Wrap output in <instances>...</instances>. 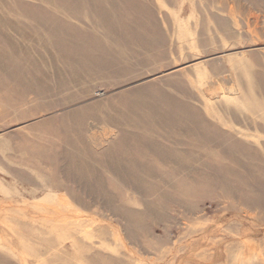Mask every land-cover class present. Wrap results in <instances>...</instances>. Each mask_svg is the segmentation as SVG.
Here are the masks:
<instances>
[{
    "label": "rangeland",
    "instance_id": "rangeland-1",
    "mask_svg": "<svg viewBox=\"0 0 264 264\" xmlns=\"http://www.w3.org/2000/svg\"><path fill=\"white\" fill-rule=\"evenodd\" d=\"M0 264H264V0H0Z\"/></svg>",
    "mask_w": 264,
    "mask_h": 264
},
{
    "label": "bare ground",
    "instance_id": "bare-ground-1",
    "mask_svg": "<svg viewBox=\"0 0 264 264\" xmlns=\"http://www.w3.org/2000/svg\"><path fill=\"white\" fill-rule=\"evenodd\" d=\"M147 102L151 105L150 106L151 108L146 110V112L142 115L144 117L145 122L143 123L144 125L141 124V125H139L140 127H138V128H141V131H144V132L150 131L152 133L158 134V132L154 130V128H156L158 126L161 130H163L167 134V136H168L167 138L175 137L176 139H173V141L176 140L175 146H176V142L179 143V145L184 147V150H186V151H182V153L185 156H187L189 159L191 157V160H190L191 163H188L187 161H186V163H182V165L180 163L181 167H185V164L190 165V164H193L194 162H196L198 155H201L203 153V152L199 151L200 149H198V148H203V147L206 148L207 147L208 150L206 152V156L205 155L202 156V157L208 158L204 164L206 166H208L209 168H210V166L214 167L213 165L216 164L217 161L214 159L215 157H213V158L211 157V153H213L214 149L216 150V148H225L224 144H225V141L227 138H225L223 135H220L218 133H214L213 128H211V126H207L203 122V120L196 115V113L191 114V112H189V111L183 112L180 109H173L170 106L171 103L165 105V106L169 105L171 108L163 109L162 107H164V104L162 105L161 102H156L153 100L147 101ZM124 106L127 108L128 114L130 115L129 120H133V101L127 102L126 104H124ZM190 115H194L195 118H190ZM81 116L83 117V113L81 114ZM123 119H124V117H123ZM81 120H83V118H81ZM81 125H82V123H81ZM129 133L131 134L132 132H127V134H129ZM182 137L183 138L185 137L186 139H183V141H182V139H181ZM83 144H85V143H83ZM115 149H117V147ZM118 150H116V151H118ZM187 150H189V151H187ZM120 153H122V152H120ZM221 153L228 154V151H225V149H223L221 151ZM170 154H172V153H170ZM170 154L169 155L166 154L167 157L164 156L165 161L171 159ZM219 159H220V156H219ZM232 161H234V160H232ZM127 163L129 164V162H127ZM218 163H220V162H218ZM116 165H118V164H116ZM135 165L133 164V166H135ZM136 167H138V165H136ZM220 167H221V165H220ZM200 179H201V176H200V178L198 177V179H196L195 183L196 182H197V184L200 183L199 185H201L203 187L204 186H210L211 184L215 185L214 183L217 182L216 181L217 179L212 180V178H208V180H206L204 182L201 181V180H205L204 178L201 180ZM228 187H232V186H228ZM228 190H227V188H223L222 191L225 195H227V194H230L229 191H231V190H229V191Z\"/></svg>",
    "mask_w": 264,
    "mask_h": 264
}]
</instances>
